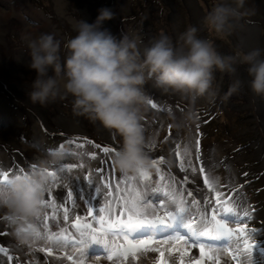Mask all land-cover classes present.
<instances>
[{"label": "clouds", "instance_id": "obj_1", "mask_svg": "<svg viewBox=\"0 0 264 264\" xmlns=\"http://www.w3.org/2000/svg\"><path fill=\"white\" fill-rule=\"evenodd\" d=\"M16 1L18 2V0ZM32 1L34 7L41 10V16L42 13L46 15L51 9L52 3L47 0H37V4L35 0ZM70 1L77 4L82 1L87 2V0ZM88 1L94 12L97 13L95 18L92 17V22L79 20L72 27L70 23L68 25L63 21V25L62 22L55 20L59 24L62 41L51 33L29 34L26 37L30 50L29 67L33 71L34 78L23 73L25 67H22L19 74L22 72V75L25 76L24 82L28 83L26 88L23 87V91L30 90L23 97L25 98L24 102L32 111L52 116L54 115L51 112L52 107L56 114L65 118L61 112L69 114L70 110L67 112L64 111V108H71L73 114L92 122L89 124L91 129L89 133L72 132L63 129L58 122L55 127L48 126L46 122L40 125L39 120L43 119L35 116L36 124H38L33 125V128L37 130L39 138L35 137L32 130L30 138L21 133L20 140L28 138L27 142L30 140L35 142L37 148L35 150H44L42 146L51 137L73 138L75 140L71 143L70 147L72 148L66 151L61 150V147L58 146L55 152L65 154L67 159L77 161L79 159L85 163H88L85 156L90 149L95 148V153L103 152V165L104 167L106 165L110 172L108 183L112 186L111 193L117 192L115 190L117 186L114 177L115 171L116 173L120 171L124 174H136L141 170L151 168L152 162L159 163L168 180L172 182V185L167 187L169 190L183 195L184 192L190 193L189 203L191 204L194 201L198 203L204 201L205 179L209 178L213 184L210 193L214 198L215 205L231 204V209L243 206L250 213L249 221H215L212 219L210 224H224L233 229L237 226L242 227L244 224L245 229L248 230L247 236L257 241L260 246H264V167L255 168L260 162L259 159L264 155V118L259 122L256 114L257 109L264 107V50L262 49V54L259 49L245 51L244 49L247 48L243 47V49L240 46L238 40L242 34L238 30L242 32L245 30V26L242 25L243 29L240 27L241 24H244L242 19L250 22L239 12V7L243 5L244 0H234L236 6L231 0H205L211 9H208L207 15L203 18L204 37L199 36L197 26L188 24L182 32H176L177 35L173 38L170 35L168 21L165 20V24L161 22L162 28L159 27L155 31L153 29L144 30L151 37L152 34L156 35V38L149 41L146 46H141L138 38L131 37L125 28V26H129V28L143 30V20H137V16L134 14V16L127 15L124 18L121 17V26L116 29L111 23L115 17L114 10L106 5L99 7L93 0ZM73 3L69 4V11L63 14L64 18L69 19L72 23L76 21V10H73L75 8ZM187 3L191 9V2L187 1ZM174 5L171 1L173 8ZM40 6H43L44 9L42 10ZM189 7L186 6L188 11H190ZM43 18L47 19L46 16ZM132 19L135 21H131ZM62 29L66 30L68 35H71L70 32L74 30V35L67 39V35L62 34ZM206 29L208 32L224 38L238 52L233 53L226 45H222L219 39L210 40ZM231 30L233 31V40H229L226 35ZM13 33L15 32L6 34V38L10 37L4 47V55L8 53L6 56L9 60L14 57L12 52L19 49V47L17 49L8 47L10 40L16 38ZM0 36L3 38L4 33H1ZM217 45L220 46V50L224 54L218 51ZM237 65L241 67L239 71L236 70ZM2 70L3 67L0 68V74L2 73L10 80V76L4 74ZM214 72L223 74L222 76L215 75L219 79V85L221 82L225 83L222 89L218 85L216 97L228 87L227 93L224 94L225 104L234 106L231 98L237 96L235 94L239 87L247 93L248 105L251 106L248 109L249 112L241 114L240 118L248 119L252 115L251 123L254 125L255 135L258 136L256 142L262 147L260 150L262 156L258 155V159L246 158L243 159V164H237L240 150L246 149L245 144L249 145L254 140L253 137H250L253 130L252 134L248 136L250 138L241 142H233L231 145L232 141L227 137L230 135L227 132V123L224 122L227 112L223 108V101L220 100V105H218L216 99L208 98L213 95ZM225 73L233 77L236 73L238 79H233L229 84V76H226ZM242 75L245 76V80ZM6 87L8 86L6 85ZM9 88L11 89L10 85ZM1 91L3 90L1 89ZM241 94L244 97L243 92ZM149 95L156 98L153 103H156L157 97L162 101V97L165 95L169 101L167 105H185L186 103L194 105L192 110L195 111V116L191 110L182 116L178 131L173 134L174 139L166 135L165 131L158 137L155 132L157 125L149 123L152 120L151 115L146 121L147 127L151 129L150 135L145 137L144 121L146 120V105L150 100ZM204 98L207 100L204 101ZM32 104H36V107ZM154 105L158 107V105ZM32 111L29 112L33 113ZM173 116L169 115L168 118ZM98 123L112 132L106 130L107 136H103L102 131L98 128L101 125L97 126ZM191 129L197 136L195 142L190 139ZM73 133H81L88 137L73 135ZM45 134L44 141L40 140ZM219 139L228 143L233 149L230 150L227 146L219 150ZM79 140H82L81 144L77 143ZM209 142L211 143L208 144ZM145 146L152 151L147 154ZM3 147L12 151L11 148L4 145ZM15 148H20L23 154L27 155L23 148ZM48 150L50 147L44 151ZM95 153L91 154L93 160ZM209 153L211 158L208 161L206 156ZM56 158L55 156L39 157L27 169L20 164L18 168L22 171L0 181V219L8 223L13 237L20 244L34 246L37 242L48 243L44 235V226L40 221L45 213V195L52 186L53 177L50 174L57 176L53 170L50 171L51 166L58 167V164L54 162ZM200 163H203V167ZM95 164L94 160L93 165ZM81 166L84 165L81 164ZM84 169L89 170L88 166H85ZM60 171L59 168L58 172ZM152 180L153 178L149 182ZM193 183L198 186L194 190H186ZM71 184L77 185L76 182ZM127 184H130V181ZM61 191L62 189H59L58 193ZM61 193L65 194V198L68 200V190L64 188ZM176 199L177 204H174L173 208L169 201L163 202L161 205L155 202L154 210L162 213V218L155 221V227L147 226L152 225L150 221L153 220L151 219L144 220L146 222H133L135 220L126 211L120 209L112 216V220L116 223L104 222L98 236L102 237L104 233L108 232L113 236L118 235V238H115L118 243L108 244L107 248L113 245L116 248L120 245H139L143 241L150 240L147 247L129 249V253L137 255H139L138 252L148 251L146 256H139L142 258L138 261L140 264L144 257L152 262L154 255L148 247L161 243L185 247L187 254H183L196 259L200 250L187 238L192 235L191 229H195V232L199 233L203 224H200V221H186L185 195ZM232 212L236 214L235 210ZM176 217L179 218L181 227L173 224V218ZM121 218L123 220H120ZM136 219L140 218L136 217ZM164 225H168V227L164 228ZM103 229L105 231L102 233ZM140 232L146 233L140 234ZM176 233L181 234L184 238L179 237L185 240L168 242V239L176 237ZM164 234H168V236H164ZM0 236H3V238L0 237V242H7L3 234L0 233ZM211 236L212 239L209 241L221 243L224 240L227 248L219 245L215 246L218 250H214L215 247L206 246L203 258H209L208 253L212 250L219 254L224 252L223 257L226 258L229 255L232 259V252L237 247L233 236L228 239L229 237L221 236L216 232ZM153 238H156L158 242L153 244L151 242ZM204 240L201 238L200 242ZM178 242L184 243V246ZM84 247L88 252L93 250L92 247L102 248L98 241L86 244ZM251 251L248 248L246 252L244 247L239 245V251L236 252L251 255L250 258L243 260L242 264H264V256ZM18 252L20 253V251ZM101 253L100 249L94 254ZM128 256H122L118 263L122 259L126 260Z\"/></svg>", "mask_w": 264, "mask_h": 264}, {"label": "rangeland", "instance_id": "obj_2", "mask_svg": "<svg viewBox=\"0 0 264 264\" xmlns=\"http://www.w3.org/2000/svg\"><path fill=\"white\" fill-rule=\"evenodd\" d=\"M36 4H37V0ZM43 1V0H40ZM96 5L99 7L102 4V0H93ZM116 2L114 9L115 17L111 20L112 23H115V20L119 17H125L127 15L137 16V20L144 21V29L140 30L138 28H129V26H125L128 32L132 36L138 38L141 46L148 45L149 41H152L156 38L155 34L150 35L146 34V30H152L159 27H163L162 23H166L165 20L168 21V26L170 27V35L175 38L177 35L176 32H182L188 24L195 25L198 27L200 34L199 36L204 37V29L203 18L207 15L208 9H211V6L205 3V0H194L195 5L191 6L192 11H188L186 6L189 7L187 1L189 0H114ZM171 1L175 4L174 8L171 6ZM185 1V3H184ZM16 0H0V35L4 33V37L0 36V68L3 67L2 72L4 74H8L11 78H15L14 75L16 73H20L22 67L23 73L28 77H33V71L28 67L30 61V50L27 46V40L24 36V32L21 35L20 30L24 28V23L22 22V18L19 16L11 17V12L13 13L15 10L14 3ZM52 5L51 9L47 12L46 15L42 13L43 17H47L44 19L41 16V10L34 7V2L32 0H18V8L19 13L23 16L25 21L30 22L29 28L31 24H34V27L30 29V34L36 35L39 33H51L58 40L62 41V37L59 31V24L56 23L55 20H58L65 23H70L72 27L79 20H85L88 22H92V17L95 18L96 12H94L92 5L87 0V2L82 1L78 4L75 2H71L75 5L73 10H76V21L72 23L69 19L64 18L63 15L65 12H68L69 9H65L60 12L56 9L55 5H53V0H51ZM231 2L235 5L234 0ZM209 3V2H208ZM236 6V5H235ZM69 7V4H68ZM109 7L112 8L110 5ZM195 7V9H194ZM43 10V6H40ZM132 9V10H130ZM178 9V10H177ZM73 10L71 13L73 14ZM94 12V14H92ZM239 12H241L245 19L249 20L247 22L242 19L244 24H241L240 27L243 29L242 25L247 27L248 25L258 24L260 26V31L258 32V36L260 37V43L257 44L255 49H259L262 52L264 50V0H244L243 5L239 7ZM134 14V15H133ZM241 14V15H242ZM150 18V19H149ZM152 18V21H151ZM162 18V23L159 20ZM149 19V20H148ZM131 21H135L132 19ZM254 22V23H253ZM258 22V23H257ZM140 23V22H139ZM127 24V22H126ZM207 30V29H206ZM13 33L16 38H12L8 44V47L11 49H17L12 52L14 56L11 60L6 56L8 53L4 55V47H6L5 42L9 41V37L6 38L7 33ZM25 31V30H24ZM63 35H67V39L74 35V30L71 35H68L66 30H61ZM241 34L245 33L241 30H238ZM208 32V30H207ZM210 35V40L219 39L222 45H226L233 53L238 52L231 44L226 42L224 38L220 36L208 32ZM229 40H233V31L231 30L228 34ZM66 39V40H67ZM22 43H21V41ZM65 40V41H66ZM64 41V42H65ZM240 46L246 47L245 51L254 49L252 47H247L241 40ZM216 46V45H215ZM218 51L221 54H224L223 51L220 50V46L217 45ZM17 58L21 59V62L17 60ZM7 65V67H5ZM241 67L239 65L236 66V70L239 71ZM217 74L223 75L219 72H214L213 81H212V91L213 95L208 97L211 100L216 99L218 105H220V100L223 101V108L225 110L226 115L224 118V122L227 123V132L230 134L227 136L230 138L231 145L233 142H241L246 138L253 137L254 139L246 149L242 148L239 152L237 164H243V159H258V155L262 156L260 150L262 147L257 144L258 136L255 135L256 132L254 130V125L251 123L253 120L251 116L248 119L240 118V115L246 112H249L248 105L249 98L247 93L239 87V90L236 92V97L231 98L232 104H225V93H227V89L218 97L217 95V87L219 85V79L215 76ZM22 72L20 74V78L22 77ZM226 76H229L225 73ZM243 80H245V76L242 75ZM230 82L232 83L233 76H229ZM0 136H9L13 132V128H17L15 133V138L19 142H23L26 144V148H23L26 151L27 155L23 154V151L20 148H15L8 141L0 138V181H4L11 177L14 174L22 171L18 168L21 164L25 169L32 166L36 159L43 156H55L57 157L54 162L58 164V167L51 166L50 171H54L57 174H50L52 179V186L50 187L47 195H45V213L40 221V223L44 226V235L48 243L37 242L34 246L31 244H20L12 235V230L8 223L0 219V233L7 234L8 242H0V264H21L24 261V264H29V261L32 264H36L41 262V260L35 255L37 252L39 253V257H43L44 264H75L76 257L78 260H83L85 264H140L136 258L142 256L139 254L136 257V253H129V251L124 252L122 248L125 246L120 245L116 248L115 245L107 248L108 244L118 243L115 238L117 236L111 235L109 232L104 233L102 237L98 236L101 231V227H103V223L108 221V217H111L117 213L118 209H122L126 211L129 216L135 220L133 222H146L144 220H153L150 221L152 224H155V221H159L162 218V213H158V211L154 210L155 202H158V205H161L163 202L169 201L171 203V207H174V204H177V197L185 195L186 206L184 211L186 212V221H200V224H203V227H207L208 224L211 223V220L215 221H249L250 213L245 207H240L237 209H231V204H214V198L210 193L211 189H213V184L209 178L205 179V199L204 201L198 203L194 201L192 204L189 203V192H184L183 194L174 193L175 191L169 190L167 187L172 185V182L168 180L166 173L162 170V167L157 162H152V166L149 169L141 170L136 174H124L120 171H115V190L117 192L111 193L110 188L112 186L108 183L110 179V172H108V168L106 165H103V152L95 153V148L90 149L89 152H86L85 159L88 163L82 162L78 159H67L65 154H61L55 152L58 149V146L61 147V150H69L71 143L75 140L73 138H64V137H51V139L47 140V143L42 146L44 150H47L50 147V150L44 151L42 149H37L35 142L31 141L27 142L28 138L32 136L34 131L35 137L39 138V134L33 125L36 124L35 116L40 117L43 120H39V124L42 125L43 122L51 127H55L58 125L59 118H62L58 114H56L54 108L51 107V112L54 114L52 116H47L46 114H40L32 111L31 108L24 102L25 98L23 95L27 94V92L23 91V87L26 88L27 82H18L14 80H9L7 77L0 74ZM10 83H14L18 85L17 87L10 89ZM6 85L8 87H6ZM225 83L221 82L219 88H224ZM5 92V93H3ZM241 92H243L244 97ZM22 98V99H20ZM149 103L146 105V120L144 121L145 125V137L147 138L150 135L151 129L147 127L146 121L148 117L151 115L152 120L149 122L152 125H157L155 132L158 134V137L161 136L162 132L165 131L166 135L170 136L174 139L173 134L178 131V127L181 122V118L183 115L187 114L189 110L195 116V111L193 109V104L186 103L185 105H167L169 101L165 95L162 97V101L159 97H157L156 103H153V98L149 95ZM261 99V98H260ZM207 98H204V101ZM245 101V102H244ZM29 103H31L29 101ZM158 107H155V105ZM36 107V104H32ZM248 105V106H247ZM226 106H228L226 108ZM71 108H64V111H69ZM32 111L33 113H30ZM31 115V117H30ZM169 115H174L171 118H168ZM58 122V123H57ZM57 123V124H56ZM101 125L98 123L97 126ZM25 127V128H23ZM46 129L45 127H43ZM33 130V131H32ZM253 130V134H252ZM24 133L28 138L20 140V134ZM252 134V135H251ZM73 135L88 137L87 135H82L81 133H73ZM251 135L250 137H248ZM205 136V135H204ZM257 137V138H256ZM24 138V137H23ZM46 138V134L40 140L44 141ZM196 133L193 129L190 130V139L192 142L196 141ZM63 140V141H62ZM214 141H217L214 139ZM256 142V144H255ZM78 144L82 143V140L77 141ZM209 142L208 144H210ZM11 148L12 151L6 149ZM229 146L228 143L222 142L219 139V150ZM156 147V146H154ZM22 148V147H21ZM54 150L52 151L51 150ZM230 150L233 147H228ZM146 153H150L152 149L145 146ZM95 153V165H93V155ZM21 157L19 158L18 155ZM77 154V153H75ZM211 154L209 153L206 156V160H210ZM259 163L256 165V169L264 167V155L259 159ZM78 162V164H77ZM76 164V165H74ZM83 164L84 166H81ZM203 167V163H200ZM85 166H88L89 170L86 171L84 169ZM61 169L58 172V169ZM74 170V171H73ZM254 170V169H253ZM256 171V170H254ZM68 172V174H67ZM62 174V175H61ZM113 176V172H112ZM153 180L149 182L150 179ZM130 184H127L129 183ZM193 182V180L191 179ZM76 182L77 185L74 186L71 183ZM198 184L193 183L191 186L187 187L186 190L191 191L194 190ZM66 188L68 190V200L65 198V194L61 193L63 189ZM59 189H62L60 193H58ZM185 190V189H184ZM55 191V192H54ZM158 196V197H157ZM218 199V198H217ZM159 207V206H157ZM232 210L236 211V214L232 212ZM80 216L81 220L76 222V217ZM91 216V217H89ZM101 217H103L104 222H102ZM139 217L140 219H136ZM62 219V221H59ZM76 223L85 224L80 227L76 226ZM201 229V230H202ZM105 231L104 229L102 230ZM62 236L65 237L63 241ZM234 239L235 236H233ZM74 239L75 243L69 245V241ZM204 239H212V236L205 237ZM99 242L102 248L92 247L95 251H89L85 249L86 244H90L93 242ZM158 242V241H156ZM247 242L249 245V249L264 256V246H260L259 243L247 235L243 237L239 243V245L244 247V243ZM133 245V244H132ZM150 252L154 254V260L151 262L147 257H144L141 264H160V260L163 259L168 264V259L166 255H170L171 259L169 264H174L178 259L182 260L185 253V247H178L175 245L169 246L167 243L150 245ZM153 248H158L159 251H152ZM47 249V252L45 251ZM79 249V252L76 251ZM91 249V248H90ZM102 251L101 254H94L96 251ZM175 251H172V250ZM20 251L21 256L17 253ZM161 252L163 256H161ZM129 253V256H128ZM140 253V252H138ZM91 254V255H90ZM187 254V252H186ZM68 255H72L73 259H67ZM114 255L120 256L116 258V260H110ZM122 256H128L126 260L122 259L120 263L118 261ZM173 257V258H172ZM18 258V259H14ZM195 258L201 259L198 255ZM142 259V258H141ZM140 259V260H141ZM225 259L229 261V264H232V259L228 255ZM205 264H210L208 259H204ZM131 261V262H130ZM184 264V263H180Z\"/></svg>", "mask_w": 264, "mask_h": 264}, {"label": "bare ground", "instance_id": "obj_3", "mask_svg": "<svg viewBox=\"0 0 264 264\" xmlns=\"http://www.w3.org/2000/svg\"><path fill=\"white\" fill-rule=\"evenodd\" d=\"M49 2H51V0H47ZM191 2V6L194 4L196 7V4L194 2V0H189ZM52 3V2H51ZM68 4H70V0H53V5H55L56 9L60 12L64 11L65 9H68ZM116 2L114 0H102V4L106 5V6H112V9L114 10L116 8L115 6ZM15 6V11L12 13L11 12V17L13 16H19L22 18V22L24 23V28H22L20 30L21 35L24 32V36L25 38L30 34V29L32 27H34V24H31L30 28V22L25 21V19L23 18V16L19 13V8L18 6V2L16 1L14 3ZM194 7V9H195ZM190 9V8H189ZM193 9H190V11H192ZM68 14V13H67ZM68 16L72 19V17L68 14ZM159 20L162 22L161 18H159ZM112 23V22H111ZM113 27L118 29L121 26V17L119 15V17L115 20V23H112ZM244 29L246 30V32L244 34H242V36L240 37V40L247 46V47H252L255 48L257 46V44L260 43V37L258 36V32H259V26L258 25H248L247 27H244ZM25 30V31H24ZM155 31V29H153ZM17 60L19 62H21L20 58H17ZM29 67V66H28ZM30 68V67H29ZM22 77L20 78V74L16 73L14 75L15 78H11L10 80H14V81H18V82H24L25 80V76L21 75ZM233 79H238L237 78V74L235 73ZM1 83V81H0ZM18 85H15L14 83H10V87L11 89L17 87ZM230 96V95H229ZM257 105L259 106V104L257 103ZM61 112V110H60ZM61 115L65 116V118H59V122L60 125L63 129H66L67 131H72V132H76V131H81V132H86L89 133L91 127L89 126L90 122L89 120L85 119L82 116H76L75 114L72 113V111L70 110L69 114H66L65 112H61ZM101 131L103 136H107V131L108 129L104 128L102 125L98 127ZM13 132L9 135V136H0V138L8 141L11 145H13L14 147H22V148H26V144L23 142H19L16 138H15V133L17 131V128H13L12 129ZM110 133L112 131L108 130ZM1 152V151H0ZM142 228H144V226H141ZM146 232H140V234H145ZM6 238V241L8 242V236L7 234H3ZM1 238H3V236H0ZM236 238V237H235ZM148 253L147 250L140 252L139 254H142L143 256H146ZM18 254L21 256V254L18 252ZM154 255V254H153ZM167 259H168V264L169 261L171 259L170 255H166ZM173 258V257H172ZM191 258V264L194 263V259L191 256H186L184 255L182 260L178 259V261H176V263L174 264H180L185 263V264H189V260ZM5 264H7L5 262ZM36 264H44V262H38Z\"/></svg>", "mask_w": 264, "mask_h": 264}, {"label": "snow or ice", "instance_id": "obj_4", "mask_svg": "<svg viewBox=\"0 0 264 264\" xmlns=\"http://www.w3.org/2000/svg\"><path fill=\"white\" fill-rule=\"evenodd\" d=\"M117 211H120V209H118ZM89 217H91V216H89ZM80 220H81V217L77 216L76 217V222H79ZM101 220H102V222H104L103 217H101ZM120 220H123V218H121ZM108 221L112 222V223H116V221L112 220L111 215L108 217ZM82 225H86V223L85 224L76 223L77 227H80ZM147 226L148 227H155L156 225L152 224V225H147ZM163 227L167 228L168 225H164ZM191 230H192V235L189 236L187 238V240L190 241L193 245H195V246H197L199 248L201 256H202V258L199 261H197V264H205V260L203 259V256L205 255L206 245L204 243L200 242V241H201V238L207 236L209 233L216 232V233H218V234H220L221 236H224V237H230V238H232V236L236 237L235 241L237 242V247L232 252V259H236L235 252L239 251V243H240L241 239L243 237H245L247 235V233H248V230L245 229V225L244 224H243L242 227L241 226H237V228H235V229H233L231 226H227V225H224V224H208V226L204 227L202 230H200L199 233H196L195 229H191ZM237 233H238V235H237ZM62 239L64 241L65 237L62 236ZM184 240L185 239H181L179 236H176L174 238L168 239L167 241L168 242H176V241H184ZM149 241H143L139 245H128V246H125V247L122 248V251L127 252V251H129V249H137V248H139L141 246L147 247L148 244H149ZM151 242L153 244H155L156 243V238H153L151 240ZM68 243L71 246V244L75 243V240L72 239ZM248 247H249L248 243L245 242L244 243V249H245L246 252L248 250ZM45 251L47 252V249H45ZM76 251L79 252V249H76ZM152 251H159V249L158 248H153ZM172 251H175V250L173 249ZM184 251H185V254H186V249ZM224 254H225L224 252H221V255L218 256L216 254V251L210 250L209 253H208V256H209V258L211 260V264H220V261L223 258ZM35 255L41 260V262L43 261V257H39V253L38 252ZM161 256H163L162 252H161ZM14 259H18V258H14ZM67 259L72 260L73 256L72 255H68ZM110 260L111 261L112 260H116L115 256H113ZM21 264H24V261H22ZM29 264H32V262L29 261ZM75 264H85V262L83 260H78L77 257H76ZM116 264H117V260H116ZM160 264H166V261L161 259L160 260ZM189 264H191V258L189 260ZM223 264H229V261L227 259H223Z\"/></svg>", "mask_w": 264, "mask_h": 264}, {"label": "water", "instance_id": "obj_5", "mask_svg": "<svg viewBox=\"0 0 264 264\" xmlns=\"http://www.w3.org/2000/svg\"><path fill=\"white\" fill-rule=\"evenodd\" d=\"M256 114H257V117L259 118V122H261V120L264 118V107L257 109Z\"/></svg>", "mask_w": 264, "mask_h": 264}]
</instances>
